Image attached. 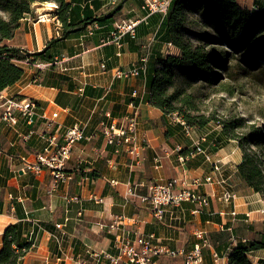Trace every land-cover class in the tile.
Returning <instances> with one entry per match:
<instances>
[{
  "label": "crops",
  "instance_id": "crops-1",
  "mask_svg": "<svg viewBox=\"0 0 264 264\" xmlns=\"http://www.w3.org/2000/svg\"><path fill=\"white\" fill-rule=\"evenodd\" d=\"M66 1L70 4L73 25L66 37L58 19V5L50 1L35 4L33 11L20 20L14 36L1 41L2 49L8 47L16 53L25 50L37 54L49 48V59L38 57V60L54 62L41 71L13 63L22 70V78L1 92L37 100L49 117L58 113L55 121L62 132L69 126L85 124L87 137L72 149L67 166L73 181L50 193L53 182L50 172L44 170L36 174L26 169L22 161L24 158L34 160L44 148L45 143L39 135L46 132V122L38 119L35 126H29L20 119L15 127L0 128V251L8 227L16 225L20 241L33 244L18 264H76L81 258L90 260L88 250L115 254L111 236L101 231L99 225L111 224L117 217L125 218L133 239L138 237L136 232L145 236L153 234L158 244L172 250L193 249L196 230H205L213 249L221 254L231 246L230 234L221 231L224 225L233 226L236 234L240 222H244L254 234L255 226L264 224L261 213L264 201L261 194L252 191L236 176L242 162L240 146H230L233 140L222 131L215 138L208 133L202 136L205 137L206 155H199L184 165L178 163L172 152L176 145L189 149L190 140L180 126L171 125L169 117L142 96L148 89L147 76L143 74L128 80L114 77L117 69H127L138 63L144 45L150 41L154 45L149 67L165 57L168 42L161 41L159 34L165 18L151 16L139 26L135 38L127 35L120 46L109 42L115 25L127 19H142L146 15L142 9L145 0ZM236 1L242 8L252 9L257 5L264 8V0ZM93 26L96 29L90 34ZM179 53L176 47L171 52L172 55ZM134 91L139 92V98H133ZM132 103L139 108L140 133L148 141L141 165L134 168L125 154L113 153L100 133L106 113L121 120L131 110ZM31 129L35 131L34 137L23 141L20 135ZM217 138L221 140L219 146H216ZM157 155L163 157L158 169L154 163ZM216 161L221 162L219 173L213 169ZM207 177H212L213 182L192 186L195 179L205 181ZM177 178L184 180L187 187L211 197L205 213L194 214L195 206L184 204L158 220L139 201L127 204L124 200L127 184L162 183ZM116 180L119 184L113 186L111 181ZM80 181H84V186L78 185ZM225 189L238 195L236 223H232L230 216L233 205L220 201ZM139 192L145 194L146 189L140 188ZM90 195L102 197L104 202L97 204ZM223 211L227 215H220ZM261 234L259 241L264 243V232ZM262 252L264 249L249 255L252 264H264V258L260 257ZM204 253L206 262L210 263L211 250ZM179 259L183 261L182 257L164 256L160 261L171 264Z\"/></svg>",
  "mask_w": 264,
  "mask_h": 264
},
{
  "label": "built area",
  "instance_id": "built-area-1",
  "mask_svg": "<svg viewBox=\"0 0 264 264\" xmlns=\"http://www.w3.org/2000/svg\"><path fill=\"white\" fill-rule=\"evenodd\" d=\"M172 0H145L142 9L146 12V15L142 19L134 20L127 19L115 25V30L110 37V43L115 42L122 46L121 41L127 36H137L139 26L143 22H147L151 16L160 15L163 18L169 14V9ZM256 9V7H253ZM42 20L40 17L39 21ZM90 34L96 29V26L90 28ZM1 43V36H0ZM154 42L150 41L143 47V54L140 61L136 64L129 66L127 69H117L114 77L116 79L128 80L131 78H140L147 74L149 62L151 60L152 50ZM168 52L172 51L175 47L174 44H166ZM23 54L22 58H13L11 61L17 66H25L32 70H45L51 67L52 63L38 60L35 57L36 54H31L25 50H21ZM7 52H3L0 45V62L6 59ZM55 62H58L56 60ZM102 69L106 70V65H102ZM36 83V81H34ZM33 82V83H34ZM150 92L146 89L143 93V97H149ZM133 98H139L138 91H134ZM148 103V102H147ZM150 104V103H149ZM131 110L121 117V120L113 119L111 113H106L104 120L101 122L100 133L103 134L105 143L114 154H125L129 158V163L132 168L141 165L146 147L148 144L147 139H144L140 133V118L139 108L136 104H131ZM58 113H53L49 117L46 111L40 106L39 102L34 99L11 96L9 94L4 95L0 92V128L2 127H15L19 124V120L26 121L29 126H35L38 119H42L46 122L47 129L45 133L39 136L44 141V148L36 154L34 160L29 158L22 159L24 167L28 170L40 174L44 170H47L51 174L52 185L50 193H55L61 186L69 185L74 177L68 173V162L70 161L72 149L78 143H81L87 137V126L81 124H75L66 128L63 132L60 125L55 121L58 118ZM171 125L180 126L185 132L186 136L190 140V148L185 149L181 145H176L173 155L177 156L178 163L185 164L193 158L199 155H206V150L202 146L205 142V137H197L194 135V127L189 126L185 117L179 113L168 116ZM218 128H221L218 126ZM35 131L29 130L27 133L20 135L21 139L28 141L33 138ZM186 151V152H185ZM162 156H155L154 163L158 169L162 165ZM206 160L210 161V157L206 156ZM111 163V161H110ZM214 172L219 173L221 171V162L216 161L213 163ZM213 182L212 177H207L204 181L202 179H195L192 186L200 187L204 183ZM113 186L119 184V182L111 181ZM79 186H84V181L78 183ZM145 188L146 193H140L139 189ZM124 200L127 204L132 201H139L144 207L150 209L154 217L158 220H163L164 216L170 210H176L182 207L184 204H192L195 206L193 210L194 214H203L211 203V197L204 195L195 190V188L187 187L184 180L177 178L162 183L149 182L147 184H127L124 191ZM91 200L97 204H102L104 199L99 198L96 195H90ZM238 195L234 191L225 189L220 201L226 204H232L234 210L230 212V216L234 223L239 214L236 211L235 201ZM264 214V210L261 211ZM81 215V214H80ZM220 215H227L226 212L220 213ZM250 215H247L249 218ZM236 223V222H235ZM61 227V225H57ZM100 230L104 231L107 235L111 236L113 240V248L115 254L109 251L103 253L94 252L88 250L87 255L90 256V260L79 259L76 264H162L160 258L168 256L170 258L182 257L184 264H229V252L231 249L239 244H247L250 242L248 238L238 237L234 234L233 226H225L221 228V231H226L230 234V247L224 253H218L213 249L211 238L205 230H196L194 236L196 242L193 249L185 251L182 249L172 250L166 246H161L157 243V239L153 234L145 236L140 232H136L137 238L133 239V232L125 224L124 217H117V220L111 224L99 225ZM135 234V233H134ZM211 250L212 260L210 263L206 262L205 250Z\"/></svg>",
  "mask_w": 264,
  "mask_h": 264
},
{
  "label": "trees",
  "instance_id": "trees-1",
  "mask_svg": "<svg viewBox=\"0 0 264 264\" xmlns=\"http://www.w3.org/2000/svg\"><path fill=\"white\" fill-rule=\"evenodd\" d=\"M35 1L0 2V8L10 14L9 20L0 17L1 41L14 36L20 20L25 14L32 12L26 3ZM41 1H53L58 5V19L65 30V37L69 35L73 27L70 4L66 0ZM169 11L161 24L160 40L174 44L180 54L159 58L152 68L149 67L150 60L146 74V85L150 92L147 102L167 116L179 113L185 117L189 126L203 129L213 119L190 115L191 111L197 110L193 95L189 93L192 82H215V70L228 72V62L234 59L246 68L264 67V8L259 5L256 9L242 8L236 0H172ZM189 13L195 14L204 23L217 25V36L213 33L203 34L202 44H195L188 37ZM2 50L8 55L0 62V92L22 78V70L11 61L21 57L16 56V52L8 47ZM48 52L49 48L37 53L35 57L49 59ZM222 124L224 136L229 140H237L242 150V162L237 167V178L252 191L261 194L264 201V161L253 149L264 146V134L253 131L243 138L238 136L235 130L243 125L242 119L224 121ZM220 142L221 140H218L216 146H219ZM3 244L0 264H18L33 245L29 241H20L16 225L8 227ZM261 249H264V243L259 240L247 244L239 242L230 251L229 264H252L249 255Z\"/></svg>",
  "mask_w": 264,
  "mask_h": 264
},
{
  "label": "rangeland",
  "instance_id": "rangeland-1",
  "mask_svg": "<svg viewBox=\"0 0 264 264\" xmlns=\"http://www.w3.org/2000/svg\"><path fill=\"white\" fill-rule=\"evenodd\" d=\"M0 2H5V0H0ZM41 3H43V1L36 0L31 4H26L33 11L35 4L38 5ZM0 17L4 20H9L10 14L8 11H4L0 8ZM188 20V37L194 41L195 44H202L201 38L203 34L213 33L217 36V25L204 23L193 13L188 14ZM218 27L220 29L222 28L220 25H218ZM171 52H168L166 49L165 56L172 55ZM15 55L21 58L23 56L20 52ZM227 66L229 67L228 72L222 69L215 70V82L203 83L196 81L191 84L192 87L189 89V93L193 95L197 110L191 111L190 115L196 118L204 117L206 119H213L204 129L195 127L194 135L201 138L209 133V136L215 138V136L222 131V123L224 121H236V119L243 120V125L235 130L236 134L241 138L249 135L253 131L262 132L264 134V67L262 66L259 69L246 68L240 65L236 59L229 61ZM218 126L221 128H218ZM217 140L219 139L217 138ZM233 142L232 144L229 142V145H239L237 140H233ZM246 146L248 145L246 144ZM253 149L260 159L264 161V146L254 147ZM255 227L256 231L253 234L249 232L246 223L240 222L236 229V235L238 237L248 238L251 241H258L260 239L259 235H262L261 233L264 232V224L261 223L258 227L257 225ZM260 255V257L264 258V252ZM171 264H183V261L179 259Z\"/></svg>",
  "mask_w": 264,
  "mask_h": 264
},
{
  "label": "bare ground",
  "instance_id": "bare-ground-1",
  "mask_svg": "<svg viewBox=\"0 0 264 264\" xmlns=\"http://www.w3.org/2000/svg\"><path fill=\"white\" fill-rule=\"evenodd\" d=\"M44 19H46V18H44Z\"/></svg>",
  "mask_w": 264,
  "mask_h": 264
}]
</instances>
